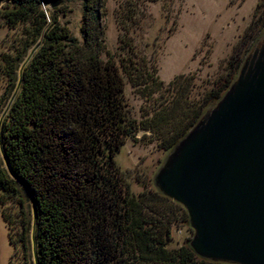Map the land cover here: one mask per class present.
Masks as SVG:
<instances>
[{
  "label": "trees",
  "instance_id": "1",
  "mask_svg": "<svg viewBox=\"0 0 264 264\" xmlns=\"http://www.w3.org/2000/svg\"><path fill=\"white\" fill-rule=\"evenodd\" d=\"M6 1L10 11L1 18L25 34L17 56L4 60L10 84L0 99V122L5 114L0 127V204L11 231L18 229L10 232L12 244L30 252L35 223L37 264H222L199 258L189 246L191 239L173 247L175 228L193 234L187 212L156 191L150 179L135 194L117 156L141 131L159 137L168 152L195 126L228 91L263 34L264 6L251 27L252 43L236 63H229L228 77L192 99L193 77L180 76L165 88L155 67L136 51L132 34L146 17L147 3L157 0H118L116 21L123 32L119 61L102 59L106 0H83L81 42L55 11L49 17L43 10L45 4L72 0ZM127 82L149 100L164 89L154 101L152 119L141 124L131 119ZM7 205L16 208L15 215Z\"/></svg>",
  "mask_w": 264,
  "mask_h": 264
},
{
  "label": "rangeland",
  "instance_id": "2",
  "mask_svg": "<svg viewBox=\"0 0 264 264\" xmlns=\"http://www.w3.org/2000/svg\"><path fill=\"white\" fill-rule=\"evenodd\" d=\"M55 3V7H51V3L45 4L43 10L49 17L55 11L58 21L81 42L83 0ZM9 4L6 0H0V99L10 84L4 60L10 61L16 57L25 41L22 28H11L1 18L2 13L10 11L7 8ZM263 6V0H157L155 3H147L146 17L137 32L132 34V38L137 53L155 67L157 77L165 88L180 76L184 79L193 77L194 81L191 83L195 88L191 98L197 99L206 89H212L216 80L228 77L231 72L228 69L229 63H236L242 51L252 43L254 31L251 27L261 16ZM118 7V0H106L102 19L106 44L103 60L113 57L119 61L122 55L119 40L123 32L118 28L115 14ZM60 9L65 13L58 12ZM161 93H164V89L149 100L127 82L126 99L131 119L138 124L152 119L155 112L152 110L154 101ZM13 100L14 98L4 113L9 110ZM171 101L169 99L168 103L162 104H169ZM165 157L166 152L161 148L159 137L151 132L141 131L123 146L118 153L117 163L132 191L139 194L144 190L147 179H153ZM5 208L10 209V205ZM8 212L15 215L17 210L12 207ZM17 230L14 228L11 231V226L5 222L0 204V264H25L28 254L31 255L28 256V264H36L33 232L30 237L31 251L23 252L20 246L17 248L11 242L10 232L14 234ZM172 236L173 247L179 248L192 239L193 234L188 228L177 227Z\"/></svg>",
  "mask_w": 264,
  "mask_h": 264
},
{
  "label": "water",
  "instance_id": "3",
  "mask_svg": "<svg viewBox=\"0 0 264 264\" xmlns=\"http://www.w3.org/2000/svg\"><path fill=\"white\" fill-rule=\"evenodd\" d=\"M152 182L187 212L199 258L264 264V32L228 91L166 152ZM34 236L35 223V249Z\"/></svg>",
  "mask_w": 264,
  "mask_h": 264
}]
</instances>
